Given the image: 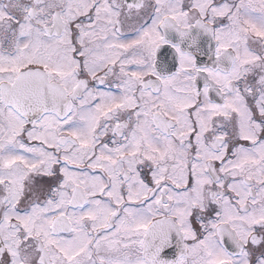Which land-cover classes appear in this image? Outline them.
Returning a JSON list of instances; mask_svg holds the SVG:
<instances>
[{
    "label": "snow or ice",
    "instance_id": "1",
    "mask_svg": "<svg viewBox=\"0 0 264 264\" xmlns=\"http://www.w3.org/2000/svg\"><path fill=\"white\" fill-rule=\"evenodd\" d=\"M0 264H264V0H0Z\"/></svg>",
    "mask_w": 264,
    "mask_h": 264
}]
</instances>
